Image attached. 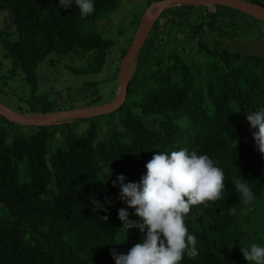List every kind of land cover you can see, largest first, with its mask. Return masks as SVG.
<instances>
[{
  "label": "trees",
  "instance_id": "1",
  "mask_svg": "<svg viewBox=\"0 0 264 264\" xmlns=\"http://www.w3.org/2000/svg\"><path fill=\"white\" fill-rule=\"evenodd\" d=\"M152 1L158 0H146V6ZM94 3V13L82 18L75 6L65 9L59 0H0L1 11H13L18 32L15 39L0 33L4 57L12 62L8 76L21 71L33 92L20 112L67 108L36 93L38 66L52 52L78 47L90 55L92 72L102 69L115 42L83 26L107 17L121 0ZM188 8L171 7L154 23L152 29H159L167 13L168 21L137 55L126 99L116 111L40 127L0 115V264H114L111 250L126 253L141 234L135 227L125 233L117 210L140 218L118 199L112 180L122 173L125 182H138L153 154L181 147L207 154L225 175L220 199L190 208L185 224L197 237L199 255L181 264H246L239 243L264 245V155L246 119L264 108V55L227 44L248 27L240 29L223 8L243 13L221 5ZM209 35L211 43L205 41ZM194 48L201 68L190 58ZM152 114L155 128L144 121ZM79 120L89 121L86 130L71 128ZM238 179L253 191V204L241 202L233 185Z\"/></svg>",
  "mask_w": 264,
  "mask_h": 264
},
{
  "label": "clouds",
  "instance_id": "2",
  "mask_svg": "<svg viewBox=\"0 0 264 264\" xmlns=\"http://www.w3.org/2000/svg\"><path fill=\"white\" fill-rule=\"evenodd\" d=\"M59 5L65 9L75 6L82 18L95 11L94 0H59ZM246 119L255 129L254 143L264 155V108L248 112ZM145 168L138 182H125L122 173L112 180L113 186L119 188L118 199L140 218L131 220L127 209L119 208L117 215L125 233L135 227L141 234V241L126 253L111 250L114 264H181L185 257L195 259L199 255L197 237L188 231L185 219L192 206L207 207L209 202L220 199L225 189L223 169L207 154L183 147L153 154ZM110 175L108 169L106 178ZM233 185L244 205L253 204V191L243 180ZM93 204L97 209L102 207L96 201ZM234 211L230 209V213ZM239 245L246 264H264V245Z\"/></svg>",
  "mask_w": 264,
  "mask_h": 264
},
{
  "label": "rangeland",
  "instance_id": "3",
  "mask_svg": "<svg viewBox=\"0 0 264 264\" xmlns=\"http://www.w3.org/2000/svg\"><path fill=\"white\" fill-rule=\"evenodd\" d=\"M250 1L264 4V0ZM146 5V0H121L118 9L107 17L83 26L84 31L96 28L104 37L112 38L115 42L108 51L106 62L99 72L91 71L93 65L90 55L82 54L78 47H75V51L64 54L52 52L38 66L39 87L36 93L48 97L52 102L60 101L62 108H68L70 102L73 105L75 103L78 104L76 105L77 107H83L90 106L88 104L98 105L113 100L119 89L118 80L119 66L122 59L121 54L132 43L140 19L148 7ZM200 8H204V6H196L194 12L199 11ZM223 9L230 13L228 18H234L238 21L240 29H242V26L248 27L246 34L238 36L233 40L227 39V44L232 49L239 50L242 53L264 55V36L261 38L256 36V33L258 34L260 31L264 32V22L240 13L233 15L231 10ZM13 17L12 10H0V33L2 30H6L9 33V37L15 39L18 36V32L13 22ZM160 19L159 29H152L148 37L154 34V32H159L169 17L165 12ZM255 28L258 31L255 30L254 32ZM205 41L211 43V36H207ZM179 49L181 50L182 47H179ZM5 52L6 50L3 45H0V58L3 60L4 65L2 70H0V81L2 82L0 85V102L19 111L20 106L24 108L29 106V98H31L33 92L30 85L25 82L21 71H18L13 78L8 76L12 62L9 57H4ZM190 52V58L197 62V68H201L202 63L193 58L196 49H191ZM97 97H99L98 101H92ZM144 121L151 128H155L158 125L156 116L153 114L144 118ZM88 126L89 121L87 120H79L71 124V128L78 131H84ZM25 129L29 130L31 128L25 127Z\"/></svg>",
  "mask_w": 264,
  "mask_h": 264
},
{
  "label": "water",
  "instance_id": "4",
  "mask_svg": "<svg viewBox=\"0 0 264 264\" xmlns=\"http://www.w3.org/2000/svg\"><path fill=\"white\" fill-rule=\"evenodd\" d=\"M214 6L221 5L264 22V6L250 0H158L152 1L144 11L132 43L121 59L119 66V89L113 100L98 105L59 109L46 113H23L0 102V115L8 121L25 126H50L58 123L87 119L116 111L124 103L128 86L136 68V57L150 34L154 23L167 9L174 6Z\"/></svg>",
  "mask_w": 264,
  "mask_h": 264
},
{
  "label": "built area",
  "instance_id": "5",
  "mask_svg": "<svg viewBox=\"0 0 264 264\" xmlns=\"http://www.w3.org/2000/svg\"><path fill=\"white\" fill-rule=\"evenodd\" d=\"M0 85H1V81H0Z\"/></svg>",
  "mask_w": 264,
  "mask_h": 264
}]
</instances>
